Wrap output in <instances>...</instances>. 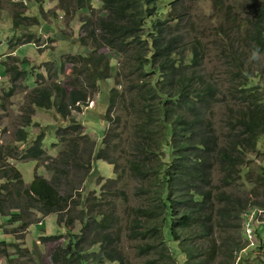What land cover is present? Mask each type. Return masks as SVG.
<instances>
[{"label":"trees","instance_id":"obj_1","mask_svg":"<svg viewBox=\"0 0 264 264\" xmlns=\"http://www.w3.org/2000/svg\"><path fill=\"white\" fill-rule=\"evenodd\" d=\"M100 1L103 14H96L94 0H69L90 12L82 18L81 39L89 53L70 59L73 74L88 86L75 82L67 91L53 82L35 87L29 96L31 106L69 120L58 131V157L46 165L52 177L36 174L26 186L21 172L10 165L11 160H40L44 136L22 151L0 145V214L20 219L24 228L35 222L34 212L57 215L70 233L80 224L82 232L55 249L53 264H133L122 248L125 230L136 243L137 256L149 259L145 264H251L254 258L242 257L250 249L247 231L258 242L253 250L264 252V0H247L246 17L225 8L224 0H207L219 14L213 35L232 76L226 97L233 105L227 107L224 139L215 124L223 93L207 72L211 53L206 33L198 29L193 1L174 0L166 5V17L160 0ZM26 41L32 43L31 36ZM256 47L259 59L251 60ZM102 48L121 55L119 72H112L111 59L99 52ZM21 63V71L15 66L7 70L13 82L27 73V60ZM111 78L119 89L110 91L105 117L110 125L95 154L96 141L72 112L89 107L98 83ZM12 95L13 90L7 94ZM118 108L129 121L114 116ZM131 122V158L123 168L111 154L118 151ZM2 132L0 128V141ZM18 134L17 142L24 144L27 132ZM94 157L115 166L117 177L102 186L101 195L93 192L83 199L80 189ZM217 169L220 187L215 186ZM129 177L137 182L135 206L125 189ZM244 180L253 183L252 192L230 191ZM116 201L130 206L126 225ZM253 215L258 228L251 223ZM8 247L14 248V256L21 248L0 242V255L13 261Z\"/></svg>","mask_w":264,"mask_h":264},{"label":"rangeland","instance_id":"obj_2","mask_svg":"<svg viewBox=\"0 0 264 264\" xmlns=\"http://www.w3.org/2000/svg\"><path fill=\"white\" fill-rule=\"evenodd\" d=\"M174 0H160L159 9L166 17L168 8L166 5ZM194 8L193 14L199 19L198 29L206 33L205 41L210 49V56L206 62L208 74L213 81L218 84L222 90V103L216 109V129L219 136L224 139L227 134L225 125L227 117V107L233 105L229 94V84L232 79L230 70L225 66L222 55L219 53V44L213 35L216 24L219 22V14L212 7L211 2L207 0H192ZM225 8L231 7L241 17H246L247 0H224ZM96 14L102 13L103 8L100 0H94L93 4ZM69 7V10L66 8ZM89 11H80L76 4L70 3L69 0H0V104L5 105V109L0 107V128L2 139L0 145L18 146L19 151L31 146L39 137L44 136L45 155L40 160H11L10 165L16 167L22 174L26 186H29L36 174L44 178L51 179L52 173L47 169V164L52 163L61 149L58 143V131L61 127L69 126L66 119L61 118L54 110L46 111L31 106L29 96L32 90L41 85H47L53 82H59L63 87L70 91L75 82L88 86L84 79H77L73 74V67L70 61L71 57L88 55L89 50L82 46L81 39L85 36L82 26V18L89 15ZM196 19V18H195ZM18 23V24H16ZM31 36L32 43L25 44L28 37ZM88 48L92 44L88 41ZM111 59L112 72H119L121 55L109 49L102 48L99 51ZM22 59H26L29 68L25 76L17 82H13L11 74L7 70L15 66L17 71L22 70ZM115 85V79L111 78L98 83V91L90 98L89 107L81 109L82 112L74 110L72 116L77 119L85 128L86 132L96 141V153L103 147V139L109 128L106 120V114L110 106V91ZM124 88V86H122ZM120 87V90L123 88ZM13 90V95L8 97L7 94ZM119 103V99H118ZM125 111L118 108L114 116L120 115L125 117ZM30 118L31 124L26 125L27 118ZM130 117H125L124 122L129 121ZM133 122L128 124V128L123 133V140L118 151L112 153L113 158H117L123 168H127V160L131 158V144L133 142L134 130ZM24 130L27 132V141L24 144L17 142L18 132ZM122 130V129H121ZM123 150H126L123 153ZM260 151L264 154V140L261 143ZM117 177L115 166L106 161L93 158L92 172L88 176L84 186L82 197L85 199L90 193L96 192L101 195L102 186L109 179ZM256 177V176H255ZM104 179L103 184L98 182ZM222 175L217 169L215 174V186L220 187ZM130 186L126 187L131 197V205L138 204L134 192L137 182L131 177L128 179ZM4 181H0V184ZM64 186L62 190H65ZM253 183L248 185L241 181L231 192L243 195L252 192ZM117 202V201H116ZM119 213L124 217V225L127 224L126 210L130 206L124 205L118 201ZM35 222L23 227L20 219H15L7 213L0 214V242L5 241L7 244L17 243L21 248L19 255H15L13 247H8L10 254L8 260L6 256L0 255V262L4 259L7 264H53V254L59 245H65L72 238L73 233L80 234L82 226L77 225L74 232H71L58 223L57 215L44 217L38 212L32 213ZM39 222H42L40 224ZM251 223L256 228L260 223L254 221V215L251 217ZM248 238L249 250L242 254L254 258L256 261L250 263H264V252L253 250L257 247V241L252 239L253 236L247 231L245 234ZM47 236L61 237L57 241L45 242L43 238ZM122 248L133 261V264H145L149 259H141L137 256L136 243L130 242L128 232H123ZM26 250L33 252L32 256L26 253ZM12 256V257H11ZM178 260L183 258L178 256ZM258 261H260L258 263Z\"/></svg>","mask_w":264,"mask_h":264},{"label":"clouds","instance_id":"obj_3","mask_svg":"<svg viewBox=\"0 0 264 264\" xmlns=\"http://www.w3.org/2000/svg\"><path fill=\"white\" fill-rule=\"evenodd\" d=\"M259 52H260L259 47H256L252 52L251 60H258L259 59ZM39 223H42V222H39Z\"/></svg>","mask_w":264,"mask_h":264},{"label":"water","instance_id":"obj_4","mask_svg":"<svg viewBox=\"0 0 264 264\" xmlns=\"http://www.w3.org/2000/svg\"><path fill=\"white\" fill-rule=\"evenodd\" d=\"M0 264H7V262H6V260H2L1 262H0Z\"/></svg>","mask_w":264,"mask_h":264},{"label":"built area","instance_id":"obj_5","mask_svg":"<svg viewBox=\"0 0 264 264\" xmlns=\"http://www.w3.org/2000/svg\"><path fill=\"white\" fill-rule=\"evenodd\" d=\"M40 224H42V223H40Z\"/></svg>","mask_w":264,"mask_h":264}]
</instances>
